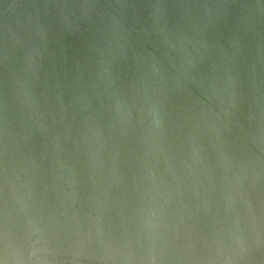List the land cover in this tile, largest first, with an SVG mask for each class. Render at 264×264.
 I'll return each mask as SVG.
<instances>
[{"label": "water", "instance_id": "1", "mask_svg": "<svg viewBox=\"0 0 264 264\" xmlns=\"http://www.w3.org/2000/svg\"><path fill=\"white\" fill-rule=\"evenodd\" d=\"M0 264H264V0H0Z\"/></svg>", "mask_w": 264, "mask_h": 264}]
</instances>
